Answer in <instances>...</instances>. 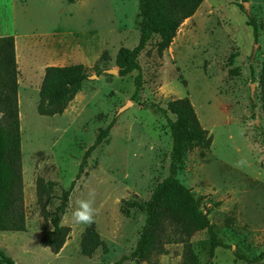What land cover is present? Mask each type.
Wrapping results in <instances>:
<instances>
[{"label": "rangeland", "instance_id": "rangeland-1", "mask_svg": "<svg viewBox=\"0 0 264 264\" xmlns=\"http://www.w3.org/2000/svg\"><path fill=\"white\" fill-rule=\"evenodd\" d=\"M247 16L262 23L257 40ZM138 21V0H0V33L15 37L26 217L24 232H0V250L15 264H114L129 256L145 213L127 202L146 201L169 174L167 121L147 106L166 108L185 97L211 143L189 151L176 178L209 210L224 245L215 248L211 264H247L234 257L236 248L250 259L264 251V118L257 82L264 59V0H206L164 52H157L158 38H151L138 56L142 87L133 98L137 73L119 77L115 57L120 48L137 45ZM73 64L87 68L81 90L61 115H38L45 68ZM109 69L117 75L106 74ZM128 101L132 104L118 113ZM113 120L75 180L85 151ZM38 180L54 197L76 181L61 218L69 238L57 255L40 244L45 221ZM80 200H90L96 210L91 225L75 221ZM57 204L53 199L47 210ZM88 226L104 242L90 258L79 252ZM187 246L196 264L207 263L210 245L202 231L185 243L164 245L165 254L141 264H186Z\"/></svg>", "mask_w": 264, "mask_h": 264}, {"label": "trees", "instance_id": "trees-1", "mask_svg": "<svg viewBox=\"0 0 264 264\" xmlns=\"http://www.w3.org/2000/svg\"><path fill=\"white\" fill-rule=\"evenodd\" d=\"M203 1L138 0L139 41L132 49L120 48L115 57L119 77L137 73L133 79V98L142 87L139 54L154 36L158 38L156 50L159 54L168 49L180 25L197 12ZM246 25L251 27L252 36L257 40L262 23L247 16ZM235 56L236 54L230 56V65L233 64ZM16 76L14 39L11 36L0 37V232L26 230ZM88 77L87 68L81 64L45 68L38 92L37 114L44 117L61 115ZM257 82L260 109L264 118V59L261 62ZM147 107L156 110L167 121L171 137L169 174L154 187L149 199L142 202H127L129 208L145 213V220L134 250L129 256L122 257L114 264H120L124 260L141 264L149 261L153 254H165L164 245L185 243L195 233L202 231L207 233L210 245L209 260L206 264H211L215 248L224 245L218 239L215 228L208 218L209 210L204 209L200 198L176 178L180 164L187 153L195 147L208 148L211 139L200 125L188 98L171 100L166 108L151 104ZM169 115L173 116V119H170ZM113 122L114 120L106 128L98 131L94 143L82 157L75 180L79 179L91 152L108 136ZM75 180L68 189L61 190L58 197L50 195L51 190L47 187V183L42 180L37 182L38 201H44L42 213L45 221L40 244L56 255L69 238L70 228L61 224V218L68 208V198ZM53 199L57 200L58 204L52 212H49L47 208L52 204ZM103 247L104 242L95 228L86 227L80 235V254L90 258ZM232 251L237 260L247 264L264 260V251L253 259L242 254L237 248ZM185 253L186 264H196V259L188 246L185 247ZM0 264H15V261L0 250Z\"/></svg>", "mask_w": 264, "mask_h": 264}, {"label": "clouds", "instance_id": "clouds-1", "mask_svg": "<svg viewBox=\"0 0 264 264\" xmlns=\"http://www.w3.org/2000/svg\"><path fill=\"white\" fill-rule=\"evenodd\" d=\"M78 207L73 212L75 221L78 224L91 225L94 222L96 210L90 200H80L77 202Z\"/></svg>", "mask_w": 264, "mask_h": 264}, {"label": "water", "instance_id": "water-1", "mask_svg": "<svg viewBox=\"0 0 264 264\" xmlns=\"http://www.w3.org/2000/svg\"><path fill=\"white\" fill-rule=\"evenodd\" d=\"M242 7L246 10L247 9L246 3H243ZM253 54H254V50H253ZM105 72H106V74L117 75V70H115V69H109V70H106ZM254 86H255V84H251V86H250L251 95H253V93H254ZM131 104H132V102L131 101H128L126 103V105H124L123 107H121L119 109L118 113H121L123 110H125Z\"/></svg>", "mask_w": 264, "mask_h": 264}, {"label": "crops", "instance_id": "crops-1", "mask_svg": "<svg viewBox=\"0 0 264 264\" xmlns=\"http://www.w3.org/2000/svg\"><path fill=\"white\" fill-rule=\"evenodd\" d=\"M205 1H206V0H204L203 3H204ZM199 8H200V7H199ZM7 36H10V35L0 33V37H7ZM11 37L15 38L14 36H11ZM59 253H60V252H59Z\"/></svg>", "mask_w": 264, "mask_h": 264}]
</instances>
